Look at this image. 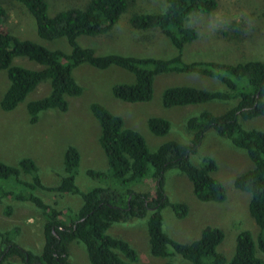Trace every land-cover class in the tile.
<instances>
[{"label": "trees", "instance_id": "trees-1", "mask_svg": "<svg viewBox=\"0 0 264 264\" xmlns=\"http://www.w3.org/2000/svg\"><path fill=\"white\" fill-rule=\"evenodd\" d=\"M27 10L35 22L37 36L44 40L64 38L69 51L47 49L29 40L20 39L0 27V70H5L8 85L0 98V109L12 110L35 86L47 80L46 95L29 100L25 110L29 123L47 109L65 111L66 96H77L81 86L71 74L73 67L87 63L97 69L110 65L132 73L131 83H115L110 87L113 97L125 102L148 101L152 94L154 75L166 72L196 73L218 80L223 90H208L188 85L167 86L160 100L164 107L183 106L211 100H236L235 104L219 114L201 111L184 120L185 129L191 132L188 143L167 140L154 150H148L143 137L134 129L124 126L120 116L109 112L102 104L91 102L89 110L99 125L98 144L107 163V172L87 169L92 178H111L114 184L94 186L80 191L74 183L79 162L77 149L68 145L63 152V175L55 185H44L36 173L32 159L22 157L16 165L0 162V179L10 183L0 186V199L12 198L29 201L43 216L42 245L38 254L23 249L9 239H1L0 264L16 256L24 264H71L67 244L73 240L83 245L89 264H136L137 254L130 244L117 236L105 233L111 224L145 218L148 252L152 256L179 255L190 264H264L255 255V244L247 230H240L234 239V252L226 261L216 250L223 238L217 227L203 226L198 238L189 243L171 239L162 229L160 210L168 206L173 214L182 218L187 212L184 202L169 201L163 191L164 173L176 169L191 183L192 193L200 201L220 202L224 199L221 183L211 173L216 165L212 158L204 157L199 165L190 162L208 129L242 149L252 166L234 176V188L247 192V210L258 231L256 247L264 253V130L245 129L238 119H250L264 114V60L249 59L226 63L214 60L185 62L181 59L183 47L195 40L196 31L185 24L192 12L210 13L215 0H165L162 12L134 13L128 17L129 25L136 30L158 29L168 40L175 53L169 58L136 57L117 53L97 55L91 48L76 42L80 34L99 35L109 31L119 15L126 9L128 0H87L83 8L70 7L52 15L46 14L45 0H16ZM5 10L0 5V18ZM15 56H24L42 67L37 70L11 65ZM146 127L154 135H163L169 122L159 116H150ZM27 174L30 180L20 176ZM145 176L152 180L153 192L135 191L130 183ZM63 194H77L81 204L68 216L45 203L32 190ZM22 191V192H21ZM11 208L5 205L3 214ZM170 264V263H165Z\"/></svg>", "mask_w": 264, "mask_h": 264}, {"label": "rangeland", "instance_id": "rangeland-1", "mask_svg": "<svg viewBox=\"0 0 264 264\" xmlns=\"http://www.w3.org/2000/svg\"><path fill=\"white\" fill-rule=\"evenodd\" d=\"M87 0H45L46 14L52 15L70 7L83 8ZM216 7L210 13L192 12L185 24L196 31V38L186 44L181 51L185 62L214 60L226 63L243 62L249 59L264 60V0H215ZM5 17L0 18V27L20 38L32 40L47 49L69 51L64 38L44 40L35 32L33 17L16 0H0ZM165 0H128L126 9L119 15L112 28L104 34L76 37L79 46L91 48L95 54L117 53L136 57L169 58L175 51L158 29L136 30L128 23L134 13L162 12ZM11 65L37 70L39 63L24 56H15ZM71 74L81 86L77 96H66L65 111L47 109L37 114V120L29 123L25 103L40 98L49 91L47 80L39 82L12 110L0 109V162L16 165L22 157L32 159L36 173L44 185H55L63 173V152L66 146H74L79 153L74 183L80 191L94 186H109L114 181L95 178L86 174L87 169L107 172L105 156L97 138L99 125L89 110L91 102L102 104L109 112L121 117L124 126L136 130L144 139L148 150H154L167 140L188 143L191 132L185 129L184 120L201 111L219 114L235 104L236 100H211L183 106L164 107L160 95L167 86L188 85L208 90H223L218 80L196 73L166 72L154 75L152 94L148 101L125 102L111 94L115 83H131L132 73L114 65L97 69L87 63L72 68ZM8 85L5 70H0V98ZM159 116L169 122V129L163 135H154L146 127V119ZM245 129L264 130V114L250 119H238ZM204 157L214 160L216 168L211 175L222 185L224 199L220 202L200 201L192 193L190 181L176 169L164 173L163 191L169 201L184 202L187 212L184 217H176L168 206L160 212L161 229L173 240L189 243L198 238L203 226L219 228L223 233L216 246L227 261L234 252L235 235L247 230L255 244V255L264 262V253L256 247L258 228L249 215L247 203L249 194L232 185L234 176L249 169L252 164L245 152L232 145L228 139L218 136L213 130L204 132L195 152L189 156L194 165H199ZM22 179L30 176L22 174ZM12 182L0 179V186L7 188ZM135 191L153 192L152 180L145 176L130 183ZM22 192V191H21ZM43 202L50 204L65 216L74 213L81 204L77 194L50 193L32 190ZM5 205L11 213L4 215ZM43 216L29 201L12 198L0 199V233H6L10 240L23 249L38 254L42 245ZM105 233L126 240L137 254L136 264H190L179 255L165 257L152 256L148 252L145 218L117 222L110 225ZM0 234L1 239L3 235ZM68 260L71 264H89L83 245L75 240L67 244ZM1 264H24L16 256L6 258Z\"/></svg>", "mask_w": 264, "mask_h": 264}]
</instances>
